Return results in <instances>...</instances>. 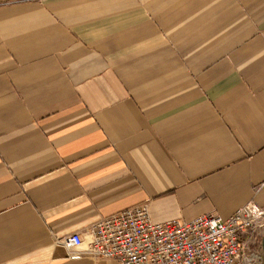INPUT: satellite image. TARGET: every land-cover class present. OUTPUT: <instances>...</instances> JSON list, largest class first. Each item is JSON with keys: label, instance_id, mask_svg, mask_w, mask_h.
<instances>
[{"label": "crops", "instance_id": "0c3cea01", "mask_svg": "<svg viewBox=\"0 0 264 264\" xmlns=\"http://www.w3.org/2000/svg\"><path fill=\"white\" fill-rule=\"evenodd\" d=\"M142 204L264 209V0H0V264Z\"/></svg>", "mask_w": 264, "mask_h": 264}, {"label": "built area", "instance_id": "2783aa9c", "mask_svg": "<svg viewBox=\"0 0 264 264\" xmlns=\"http://www.w3.org/2000/svg\"><path fill=\"white\" fill-rule=\"evenodd\" d=\"M263 227L264 209L252 204L228 219L208 214L163 223H154L142 204L98 221L86 238L73 233L56 243L74 259L121 264H263V253L253 248Z\"/></svg>", "mask_w": 264, "mask_h": 264}, {"label": "rangeland", "instance_id": "374dc122", "mask_svg": "<svg viewBox=\"0 0 264 264\" xmlns=\"http://www.w3.org/2000/svg\"><path fill=\"white\" fill-rule=\"evenodd\" d=\"M257 241L256 245L253 247L256 251L262 252L263 253V248H264V227L259 231L257 234Z\"/></svg>", "mask_w": 264, "mask_h": 264}, {"label": "bare ground", "instance_id": "6f19581e", "mask_svg": "<svg viewBox=\"0 0 264 264\" xmlns=\"http://www.w3.org/2000/svg\"><path fill=\"white\" fill-rule=\"evenodd\" d=\"M263 264H264V258H263Z\"/></svg>", "mask_w": 264, "mask_h": 264}]
</instances>
